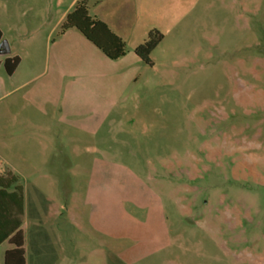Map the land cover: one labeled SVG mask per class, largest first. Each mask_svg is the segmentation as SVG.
I'll list each match as a JSON object with an SVG mask.
<instances>
[{"label":"rangeland","instance_id":"1","mask_svg":"<svg viewBox=\"0 0 264 264\" xmlns=\"http://www.w3.org/2000/svg\"><path fill=\"white\" fill-rule=\"evenodd\" d=\"M71 1L0 0L2 40L23 58L0 69V173L23 188L32 257L36 231L46 264H78L110 233L125 264H264V0H128L129 25L163 39L149 66L134 55L148 33L128 32L126 76L46 63ZM86 1L91 15L125 3Z\"/></svg>","mask_w":264,"mask_h":264},{"label":"crops","instance_id":"2","mask_svg":"<svg viewBox=\"0 0 264 264\" xmlns=\"http://www.w3.org/2000/svg\"><path fill=\"white\" fill-rule=\"evenodd\" d=\"M76 1L78 0H72L69 4V6L61 13V15L58 17V19L52 24L50 27L47 37H46V46H47V54L45 56V61L48 64L50 60H52L54 65H57L58 63H61L65 60L69 61H76L78 64H83L84 67L87 65H90L92 63H96L99 65V67L102 68H109V69H119V72L124 74H128V52H126V55L120 59L114 60L115 62H111L113 64H109L108 58H106L101 51H99L96 47H94L91 43H89L78 31L75 29H70L66 31L63 35L57 37L55 36L60 24L66 17V15L72 11ZM146 1H151V0H146ZM154 1V2H153ZM173 0H152L153 2V7H157L160 10L163 9H168L170 8L169 2ZM125 2L123 5L118 4L113 10L112 13L110 12L108 15L106 14H100V13H94V15L97 17L99 20L103 21L109 29L114 32L117 36H119L125 43H126V48L128 51V32H135L137 36L140 35V38H144L142 36H145L147 31H143L144 35H141V24L140 21H138L134 26L129 25V15L130 13L128 12V0H123ZM130 27H129V26ZM0 32L2 34V39L3 33L2 30L0 29ZM148 33V32H147ZM35 34L34 32H30L28 34V38L32 39V36ZM54 36V37H53ZM143 40V39H142ZM7 57H17L19 58V63L13 73L10 75V77H13L16 72H18V69L23 65V58L18 55V53L15 51L11 53L10 55L6 57H2L5 61V58ZM41 57L36 58L32 60L30 63L32 66L34 63L40 65L41 62ZM1 64V62H0ZM0 69L4 70V62L0 65ZM31 70V69H30ZM103 70V69H102ZM54 76V74H53ZM52 76V77H53ZM35 78V77H34ZM34 78H31L27 80L26 82L22 83L19 85L17 88L24 87L27 85V83L31 82L34 80ZM5 171H3L4 173ZM2 174V173H0ZM24 198V196H23ZM98 210V209H97ZM26 215V205H25V199L23 203V217H22V222L19 227V230L22 233L23 236V250H24V264H46L47 262H52V257L53 254L51 252L50 244H49V239L46 236V234L36 231L32 235V240L34 241V246L39 249L43 248L44 255L39 256L36 252V254H33V257L28 251V243H27V238L25 234L22 231V226L24 223V218ZM103 219H101V216L96 218L97 223H101V221H108V223H111V206H105L104 207V216H102ZM112 220L115 222L114 215L112 214ZM44 234V235H43ZM105 237L108 240V244L105 243L103 245V249L101 248H96L93 253L89 255V257L85 258L84 256L80 258L77 262L78 264H125L118 259V252L115 250H111V241L112 244L115 245L117 242V239L114 234H108L105 235ZM112 238V239H111ZM104 242V241H103ZM106 242V241H105ZM7 244L8 248L4 250L1 261L2 264H4V254L6 251L12 249V246L8 244L7 241H4L3 243L0 244ZM123 252H120L121 254ZM121 257V255H120ZM33 258V261H32ZM82 260V262H80Z\"/></svg>","mask_w":264,"mask_h":264},{"label":"trees","instance_id":"3","mask_svg":"<svg viewBox=\"0 0 264 264\" xmlns=\"http://www.w3.org/2000/svg\"><path fill=\"white\" fill-rule=\"evenodd\" d=\"M75 29L89 43L109 60H117L126 55V43L109 27L88 10L86 0L76 1L73 9L60 24L56 36ZM163 39L157 30L148 32L146 39L134 49V55L144 64L152 66L150 54ZM2 34L0 32V42ZM19 63L17 57H7L4 69L10 76ZM23 188L18 177L11 171L0 174V244L7 241L12 249L4 254V264H24L23 236L19 227L23 217Z\"/></svg>","mask_w":264,"mask_h":264},{"label":"water","instance_id":"4","mask_svg":"<svg viewBox=\"0 0 264 264\" xmlns=\"http://www.w3.org/2000/svg\"><path fill=\"white\" fill-rule=\"evenodd\" d=\"M10 55V48L5 40L0 42V57H6Z\"/></svg>","mask_w":264,"mask_h":264}]
</instances>
